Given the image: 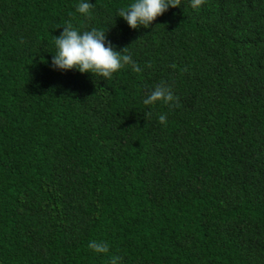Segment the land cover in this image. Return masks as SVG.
Segmentation results:
<instances>
[{
	"label": "trees",
	"instance_id": "1",
	"mask_svg": "<svg viewBox=\"0 0 264 264\" xmlns=\"http://www.w3.org/2000/svg\"><path fill=\"white\" fill-rule=\"evenodd\" d=\"M0 264H264V0H0Z\"/></svg>",
	"mask_w": 264,
	"mask_h": 264
}]
</instances>
